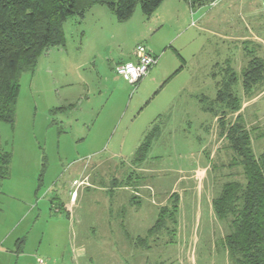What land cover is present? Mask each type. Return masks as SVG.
<instances>
[{"label":"rangeland","instance_id":"obj_1","mask_svg":"<svg viewBox=\"0 0 264 264\" xmlns=\"http://www.w3.org/2000/svg\"><path fill=\"white\" fill-rule=\"evenodd\" d=\"M186 3L166 0L150 16L138 4L124 21L95 5L70 16L64 44L22 74L15 122L0 123V145L12 154L0 217L31 234L26 253L55 264H231L221 244L228 224L212 199L242 171L228 167L225 108L207 107L233 72L242 101L226 118L242 114L255 153L264 150V83L243 88L251 59L264 57V3L213 0L192 11ZM138 44L159 68L132 85L115 66ZM153 122L160 134L139 163ZM176 194L174 222L165 209Z\"/></svg>","mask_w":264,"mask_h":264},{"label":"trees","instance_id":"obj_2","mask_svg":"<svg viewBox=\"0 0 264 264\" xmlns=\"http://www.w3.org/2000/svg\"><path fill=\"white\" fill-rule=\"evenodd\" d=\"M164 0H0V123L13 124L16 118L20 92V79L24 72H34L43 51L64 44V22L72 15L85 17L95 5L106 6L119 21L129 18L139 4L145 15H151ZM192 9L213 0H185ZM231 71L226 70V73ZM224 77L216 100L224 107L221 135L226 137L231 151L229 168H241L242 179H229L222 183L212 199L216 217L228 224L229 231L221 239L231 264H264V150L255 153L251 130L242 114L233 121L228 112L241 106V97L232 90L236 77ZM264 83V57L251 59L243 73V88L252 93ZM159 125L152 123L135 153V161L143 162L159 136ZM12 154L0 145V179L11 174ZM214 171L219 167L213 163ZM234 176V173L230 176ZM176 193V192H175ZM173 209H165L176 222L179 194L174 195ZM162 220L164 213L159 214ZM160 222V221H158ZM163 222V221H162ZM164 223V222H163ZM159 223V227L163 226ZM161 224V225H160Z\"/></svg>","mask_w":264,"mask_h":264},{"label":"crops","instance_id":"obj_3","mask_svg":"<svg viewBox=\"0 0 264 264\" xmlns=\"http://www.w3.org/2000/svg\"><path fill=\"white\" fill-rule=\"evenodd\" d=\"M166 0H164L160 6H162V4L165 2ZM248 2H252V4L257 3V4H262L264 3L262 0H247ZM187 2V1H186ZM189 10H194L192 9V7L190 6V4L187 2L186 3ZM159 6V7H160ZM158 7V9H159ZM196 9V8H195ZM162 25V24H160ZM131 60L128 61H133L135 60V54L133 53L131 55ZM158 66L155 65L151 71L149 72L148 75H152L155 74L158 71ZM146 134V133H145ZM141 143V142H140ZM75 194V191L73 192V195ZM119 209L120 208H114V212L112 210L111 207L106 208L104 210V212H108L111 215H118L119 214ZM103 210V209H102ZM71 211V210H70ZM116 211V212H115ZM1 212H3L0 209V214ZM70 217L76 218L78 216L74 217V213L69 212ZM215 214V213H214ZM2 218L0 217V264H55V259L52 260L53 258H51V256H49L48 260H42L41 258H35L36 255L33 253H26L25 252V248L24 245L26 246L25 242H28V237L31 236L30 233H28V231L26 232V230L23 231H17V227H15V224H9V225H5L4 226V222L3 220H1ZM79 220V219H78ZM3 223V225H2ZM123 224V223H122ZM51 231H53V228L51 229ZM25 232L28 233L27 235H25ZM43 233V232H42ZM50 235H52V232L50 233ZM128 236V234H127ZM40 242L39 244L42 243V235H40L39 238Z\"/></svg>","mask_w":264,"mask_h":264},{"label":"built area","instance_id":"obj_4","mask_svg":"<svg viewBox=\"0 0 264 264\" xmlns=\"http://www.w3.org/2000/svg\"><path fill=\"white\" fill-rule=\"evenodd\" d=\"M218 1L221 0H214V2ZM262 1L264 2V0ZM134 54L135 60L116 64L115 72L130 84L137 85L157 64L158 57L144 44H138Z\"/></svg>","mask_w":264,"mask_h":264}]
</instances>
